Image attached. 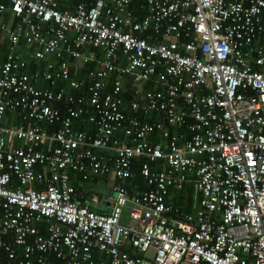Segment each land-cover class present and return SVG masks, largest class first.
I'll list each match as a JSON object with an SVG mask.
<instances>
[{
  "label": "built area",
  "instance_id": "1",
  "mask_svg": "<svg viewBox=\"0 0 264 264\" xmlns=\"http://www.w3.org/2000/svg\"><path fill=\"white\" fill-rule=\"evenodd\" d=\"M6 1L0 34L46 64L0 63V264H264V0ZM72 60L97 66L76 80ZM125 77L162 117L121 109ZM70 172L113 175L109 202ZM185 185L197 213L169 201Z\"/></svg>",
  "mask_w": 264,
  "mask_h": 264
},
{
  "label": "crops",
  "instance_id": "2",
  "mask_svg": "<svg viewBox=\"0 0 264 264\" xmlns=\"http://www.w3.org/2000/svg\"><path fill=\"white\" fill-rule=\"evenodd\" d=\"M1 2L5 3L4 0ZM65 4L67 6L70 5L67 2ZM4 19L6 21H10L11 18L8 12L4 13ZM12 46L13 45H11L8 42V40L4 37V35L0 34V63L3 61L4 58H6V56L9 53V50L12 51V49L15 48ZM34 49H35L34 46H28L24 43V41H20L18 49H17V52L29 61L28 67L26 68V70L28 71H32L36 67L42 68L46 64L45 60L39 61L33 57ZM86 51L88 54L94 57L96 56L100 58L102 56V50L100 49L86 48ZM47 60H50L56 63L55 58L53 56H48ZM72 62L73 63L70 68L71 77L76 80H81L87 74L89 69H93L94 67L97 66L95 63L91 64V62H88L85 64H80L79 62L73 61V60ZM114 79H115V74H112L111 77L108 79V86L106 90L114 91V87H113ZM146 85H148L149 87L148 89L157 88V85L153 81H136L132 79L131 77L124 78L122 90L125 89L127 86L128 87L131 86V92H132L131 93L132 99L127 100V101L123 100V103L121 104V109L124 112L134 115L139 118H145L144 116L150 117L153 114L152 112L144 114L142 109L138 108L136 110H133L130 106L132 101H136L140 105L145 103L144 93L146 90H148L146 89L147 88ZM156 114H158V112ZM82 128L87 129L88 131L93 130V127L90 125H87L84 127L82 126ZM151 138L153 140L160 139L158 134L151 136ZM138 160L134 161V163L139 162ZM156 165L160 167L163 166L161 163H157V164L152 165L153 168H156ZM134 166H136L135 168L139 169L140 162L137 164H134ZM137 177H140L139 179L141 180L135 181ZM69 179H70L72 190L75 192H78L79 190L85 191L86 200L90 201L92 207L96 210H101L103 206L106 205L107 202H109L108 200L110 199V196H111V187L114 183L118 181L113 175H110V174H107L101 177L95 176L94 178V175H90L87 173H74V172L69 173ZM124 183L130 187L133 186L134 184H139L140 187L136 188L135 190L147 188V185L144 179L140 175L139 176L137 175L132 180L125 181ZM93 185L100 186L101 189H104V193H102L101 191L100 192L95 191V189L92 188ZM92 193L93 194L96 193L97 196L96 197L93 196ZM191 193L197 194L196 199L193 198V195ZM176 198H178V200H180V202L182 203L180 206H177L174 204V200ZM199 198H200L199 193L191 185H185L182 191L172 192V194L169 196V201L176 208L184 212L197 213L200 211Z\"/></svg>",
  "mask_w": 264,
  "mask_h": 264
},
{
  "label": "trees",
  "instance_id": "3",
  "mask_svg": "<svg viewBox=\"0 0 264 264\" xmlns=\"http://www.w3.org/2000/svg\"><path fill=\"white\" fill-rule=\"evenodd\" d=\"M1 1H3V0H0V2ZM62 1H64V3H69L70 4V6H73L75 3H77V2H79L80 0H62ZM4 2L5 3H7V1L6 0H4ZM60 8H64L63 7V5L61 4L60 5ZM133 9H135L136 10V13L138 14V15H140V16H142L143 15V13H144V10L139 6V4L138 3H135L134 4V7H133ZM18 46H19V44H17V45H14V46H12V47H15L14 49H12V51L11 50H9V53H8V55L6 56V58H4L3 59V61H5V60H8V58H9V56L10 55H12L13 53H17V49H18ZM91 64H94V62H91ZM146 89H148L149 87H148V85H146ZM107 91H109V92H111V93H113L114 91H110V90H107ZM131 86H127L125 89H123V90H120L118 93H115L117 96H119V97H121V99H122V103H123V100L124 101H127V100H131L132 99V95H131ZM144 113V112H143ZM152 115L150 116V117H147V116H144L145 117V119H149V120H155V119H159L160 117H162L160 114H156L157 113V111H152ZM142 116V115H141ZM139 159V160H138ZM136 160H138L139 162H140V165H141V162L142 161H144V158H135L134 160H133V162H132V168H133V170H135V172H136V176L138 175L139 176V174H138V169L137 168H135L136 166H134V164H137V163H139V162H136V163H134V161H136ZM72 173V172H71ZM94 178H95V176H94ZM140 177H137L136 179H135V181L136 180H141V179H139ZM134 181V182H135ZM138 187H140L139 186V184H134L133 186H128V189L130 190V191H134L136 188H138ZM174 204L175 205H177V206H180L182 203L180 202V200H178V198H176L175 200H174Z\"/></svg>",
  "mask_w": 264,
  "mask_h": 264
},
{
  "label": "rangeland",
  "instance_id": "4",
  "mask_svg": "<svg viewBox=\"0 0 264 264\" xmlns=\"http://www.w3.org/2000/svg\"><path fill=\"white\" fill-rule=\"evenodd\" d=\"M92 188H94L95 189V191H97V192H102V193H104V189H101V187L100 186H97V185H93V187ZM192 194V193H191ZM193 195V198L194 199H196V196H197V194L196 193H193L192 194ZM126 213H127V211L126 210H124V216H123V219H124V217L126 216Z\"/></svg>",
  "mask_w": 264,
  "mask_h": 264
},
{
  "label": "water",
  "instance_id": "5",
  "mask_svg": "<svg viewBox=\"0 0 264 264\" xmlns=\"http://www.w3.org/2000/svg\"><path fill=\"white\" fill-rule=\"evenodd\" d=\"M107 211H111V208H107ZM145 256L152 258L154 256V250L153 249L148 250V252L145 254Z\"/></svg>",
  "mask_w": 264,
  "mask_h": 264
}]
</instances>
